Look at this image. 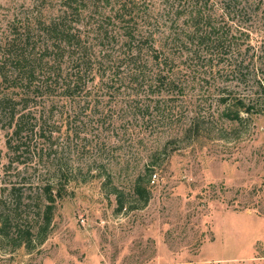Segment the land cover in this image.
Masks as SVG:
<instances>
[{
    "label": "rangeland",
    "instance_id": "1",
    "mask_svg": "<svg viewBox=\"0 0 264 264\" xmlns=\"http://www.w3.org/2000/svg\"><path fill=\"white\" fill-rule=\"evenodd\" d=\"M128 1L136 29L176 37L172 67L184 92L174 109L181 120L162 125L156 109L129 107L154 93L144 96V88L125 80L112 92L108 69V78L88 80L87 92L73 100L89 105L78 137L36 134L12 161L11 129L0 122V211L10 217L7 235L0 232V264H264V0H235L227 8L228 0ZM113 2L88 0L85 13L95 8L100 23L112 15ZM182 3L186 10L171 25L164 7ZM199 6L195 21L190 13ZM58 7L57 0H0V63L15 29L43 51L37 17L48 20ZM86 20L76 23L84 32ZM46 54L59 67L54 72L69 71L67 54L58 60L54 50ZM222 96L229 104H254L252 114L225 116L235 106L222 104ZM65 110L58 107V115ZM99 111L104 120H97ZM60 174L68 182L46 224L41 189ZM136 179L148 191L145 204V194L134 191ZM26 235L28 246L18 244Z\"/></svg>",
    "mask_w": 264,
    "mask_h": 264
},
{
    "label": "trees",
    "instance_id": "2",
    "mask_svg": "<svg viewBox=\"0 0 264 264\" xmlns=\"http://www.w3.org/2000/svg\"><path fill=\"white\" fill-rule=\"evenodd\" d=\"M105 1L109 3V0ZM234 1L228 0L223 6L227 8L235 3ZM57 2L59 7L48 20L42 21L43 19L37 17V22L41 24L40 28L43 29L44 38L47 41L38 46L39 50L42 47L43 51L38 52L29 38H25L18 29H15L16 33L8 43L7 53L0 63V87L5 88L0 91V122L7 120L6 124L11 129L6 145L14 155L12 161H17L20 155L23 156L24 150L27 152L36 134L48 138L55 134V139L78 137L80 126L86 123L83 114L89 110V105L86 104L81 108L80 103L75 106L73 100L81 92H87L88 80L93 81L97 77L100 83L103 82L108 69L111 75L109 81H112L108 89H112V92L114 90L117 92L121 88V82L125 80L144 88V96L149 92L154 93V99L129 104V107L138 108V112L142 110L148 112L149 107L156 109L157 121L162 125L180 122V115L176 114L174 102L183 95L184 91L174 78L172 64L175 61L174 49L178 47L175 46L176 37H173L172 31L158 37L151 29L140 31L136 29L137 22H135L132 3L128 0H114L112 15L100 23H96L93 17L95 8H92L93 11L90 13H85V9L89 6L88 0H57ZM200 6L194 13H190V17L195 21L202 16ZM164 10L168 13V20L172 25L183 15L186 5L183 3L175 7L168 5L164 7ZM85 17L89 26L86 32L76 26V23H80ZM110 22L114 23L112 28L117 27L118 32L108 29L107 24L109 25ZM200 34L207 40L210 32L204 31ZM97 35L105 38V41L111 45H105L104 41L102 43L99 41L100 47L98 43L92 41ZM118 35L120 40L117 39ZM179 38L182 39V37ZM50 49L55 51L57 60L65 54L70 57H68L71 61L69 71L61 74L54 72V66L59 68L58 65L50 62L49 59L46 61V52ZM119 81L120 83L117 84ZM95 88H102V86L97 84ZM219 100L222 104H228L227 107H231L230 104L235 106L225 110L227 111L225 116L233 120L241 119L238 114L240 109L249 114L253 112L254 104H247L243 100L236 99L230 104L224 96ZM151 102L154 105H151ZM68 104L74 106L72 111ZM58 107L66 109L65 112L60 111L58 115ZM93 113L92 111V115ZM100 114L97 120H104V112ZM98 146L97 148H106ZM42 150L40 148V151ZM37 156L41 159L43 154ZM58 178L57 182H45L41 189L46 202L44 212L46 224L49 223L52 215L56 195L62 196L60 191L63 182H68L66 174H60ZM110 182L111 179L108 176L103 185ZM134 191L140 196L145 194V197L141 199V204H145L148 200V191L141 186L140 179L135 180ZM118 193L115 192L116 200L121 209L123 202ZM9 218L5 211H0V232L5 235H7L5 225ZM31 240V237L26 235L25 239L18 244L28 246Z\"/></svg>",
    "mask_w": 264,
    "mask_h": 264
}]
</instances>
